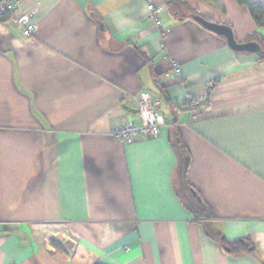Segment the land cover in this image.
Segmentation results:
<instances>
[{
	"label": "crops",
	"instance_id": "0c3cea01",
	"mask_svg": "<svg viewBox=\"0 0 264 264\" xmlns=\"http://www.w3.org/2000/svg\"><path fill=\"white\" fill-rule=\"evenodd\" d=\"M148 1L20 0L32 39L0 21V264H264V61L189 14L263 53L264 28L236 0H150L158 27ZM141 91L164 125L124 144L112 128L138 122Z\"/></svg>",
	"mask_w": 264,
	"mask_h": 264
},
{
	"label": "built area",
	"instance_id": "2783aa9c",
	"mask_svg": "<svg viewBox=\"0 0 264 264\" xmlns=\"http://www.w3.org/2000/svg\"><path fill=\"white\" fill-rule=\"evenodd\" d=\"M20 0H0V14L7 13V21L15 24L22 32L23 36L32 39L35 36V25L32 23L28 12H21ZM147 12L145 19L151 20L158 27L162 23L158 19L161 8L150 0L147 2ZM176 80L181 75L180 67L170 60ZM200 99L192 92H186L183 98L184 106L191 110L192 118L197 117L196 110ZM138 122L130 119L121 125L112 128L113 136L124 144H130L140 139L156 138L161 134V128L164 125V118L158 110L151 94L147 91H141L137 95Z\"/></svg>",
	"mask_w": 264,
	"mask_h": 264
},
{
	"label": "trees",
	"instance_id": "16d2710c",
	"mask_svg": "<svg viewBox=\"0 0 264 264\" xmlns=\"http://www.w3.org/2000/svg\"><path fill=\"white\" fill-rule=\"evenodd\" d=\"M185 1L186 0H172L170 3L171 4H173L175 2H182L183 3ZM236 2L239 5L245 6L247 8L250 16L252 17L255 25L258 28H264V6L263 5H261L258 2L248 1V0H236ZM7 19H8L7 13L0 14V21L1 22H5V21H7ZM257 38H258V35L255 32L248 37L247 41L256 40ZM262 45L264 47V43ZM258 59L260 61H264V53L260 54ZM172 145H173L174 149L176 150V152L179 154L178 179H179L180 188H181L180 193L183 194L184 199L186 200L185 205L187 206V209H189L194 214V216L196 218H207L210 216L207 206H205L201 202H197L195 196H193V194L191 192V187L189 186V184L185 180V172H186L188 162H189L187 152L183 148V146L181 145V142L179 141V139L177 137L172 139ZM219 242L223 246L229 247L231 250H234L237 247H239L238 241L227 242L224 239H219ZM250 246H252V245L249 244L246 248H243L240 246L239 248L247 250L248 247H250Z\"/></svg>",
	"mask_w": 264,
	"mask_h": 264
},
{
	"label": "water",
	"instance_id": "95a60500",
	"mask_svg": "<svg viewBox=\"0 0 264 264\" xmlns=\"http://www.w3.org/2000/svg\"><path fill=\"white\" fill-rule=\"evenodd\" d=\"M190 18L194 20L195 22L199 23L206 29L222 35L225 37L227 44L229 47H231L233 50L238 52H249V53H256V54H262L263 48L261 45L253 40L245 41V42H238L235 37L234 33L232 31V28L226 24L217 23L211 20H208L204 18L203 16H200L198 14H189ZM191 192L193 196H195L196 200L198 202H201L200 197L197 195L194 189L191 188Z\"/></svg>",
	"mask_w": 264,
	"mask_h": 264
}]
</instances>
